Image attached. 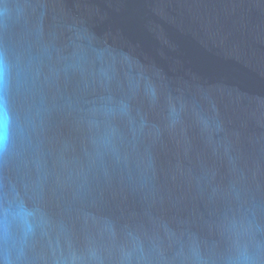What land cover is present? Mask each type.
I'll list each match as a JSON object with an SVG mask.
<instances>
[{
  "label": "water",
  "instance_id": "1",
  "mask_svg": "<svg viewBox=\"0 0 264 264\" xmlns=\"http://www.w3.org/2000/svg\"><path fill=\"white\" fill-rule=\"evenodd\" d=\"M0 264H264V0H0Z\"/></svg>",
  "mask_w": 264,
  "mask_h": 264
},
{
  "label": "clouds",
  "instance_id": "2",
  "mask_svg": "<svg viewBox=\"0 0 264 264\" xmlns=\"http://www.w3.org/2000/svg\"><path fill=\"white\" fill-rule=\"evenodd\" d=\"M4 71L5 70H4L3 63L0 62V84L3 83ZM3 104H4L3 98L0 97V110H2ZM4 147H5L4 136L2 134H0V151H2L4 149Z\"/></svg>",
  "mask_w": 264,
  "mask_h": 264
}]
</instances>
